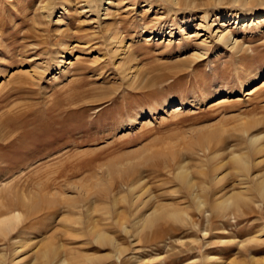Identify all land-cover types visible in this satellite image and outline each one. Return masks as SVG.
I'll return each mask as SVG.
<instances>
[{
    "label": "rangeland",
    "instance_id": "rangeland-1",
    "mask_svg": "<svg viewBox=\"0 0 264 264\" xmlns=\"http://www.w3.org/2000/svg\"><path fill=\"white\" fill-rule=\"evenodd\" d=\"M260 134L264 2L0 0V264H264Z\"/></svg>",
    "mask_w": 264,
    "mask_h": 264
},
{
    "label": "bare ground",
    "instance_id": "bare-ground-1",
    "mask_svg": "<svg viewBox=\"0 0 264 264\" xmlns=\"http://www.w3.org/2000/svg\"><path fill=\"white\" fill-rule=\"evenodd\" d=\"M177 1H179V0H177ZM234 1H236V2H238V3H242V4H244V5H251V4H254V3H259V2H264V0H234ZM108 18V17H107ZM253 21H254V19H253ZM250 22H252V20L250 21ZM225 29L226 28H224V31H225ZM224 31H223V29L221 30V31H219L220 32V38L222 37V38H224ZM40 76H41V74H40ZM38 77V76H37ZM177 111V110H176ZM253 125V124H252ZM263 135H255V136H252V138L250 139V145H251V148H252V150H253V153L255 154V155H259L260 153H262L263 151H264V143L262 142V139H263ZM249 146V145H248ZM207 149H208V147H207ZM222 150V149H221ZM204 151V150H203ZM242 153V152H241ZM240 152H231V159L230 160H232V159H235L237 162H240L241 163V166H242V169H243V171H244V175L246 174L247 176H249V174H250V170H252V169H250L249 168V164H251V163H249L248 164V157H247V159H245L246 157L245 156H248V155H245V154H241ZM222 154V152L220 151V150H216V151H214V152H212L210 155H211V157L210 158H213V159H215L216 157H218V156H220ZM247 154H249V152L247 153ZM250 156V155H249ZM229 158H230V156H229ZM254 159V158H253ZM247 160V161H246ZM250 160V159H249ZM263 161H256V163H255V166H253L252 165V167L251 168H254V167H259V165H262L261 163H262ZM179 163V162H178ZM226 164V162L225 163H222V164H220V165H218V166H215V167H213L212 168V171H210V172H212L211 173V175L213 176V181H211L210 183H214V184H216V185H218V184H220L221 182H222V180H223V178H225V176L223 177L220 173H218V171L222 168V166H224ZM238 165V164H237ZM240 165V164H239ZM177 167H178V165H177ZM239 167V166H238ZM237 167V168H238ZM187 167H186V163H184V162H180L179 163V171H178V173H180L181 175L182 174H184V173H186L187 172ZM238 171H239V169H237ZM228 171V170H227ZM208 173V172H207ZM189 174V173H188ZM186 175V178L187 177H189V175ZM180 175V176H181ZM177 176H179V174L177 175ZM183 176V175H182ZM181 176V177H182ZM209 176H210V174H209ZM254 177H255V175H254ZM184 178V177H183ZM257 178V179H256ZM255 179H256V182H255V185H256V187H254V190L256 189V190H258V192H259V194H260V196L264 199V174L263 175H261V176H259L258 175V177H256ZM182 178H180V180H181ZM145 180V179H144ZM183 180L184 179H182V183H184L183 182ZM187 180V179H186ZM189 180H190V178H189ZM190 181H192V180H190ZM139 182H141V181H139ZM186 183H187V181H186ZM142 184V182L141 183H136L135 184V186L134 187H132L131 188V190L132 191H134V190H136L140 185ZM194 184V183H193ZM184 185H185V183H184ZM246 186V187H245ZM244 187H243V189L245 188V190H246V188H252L253 187V183L251 184V183H249V184H247V185H245ZM186 187H189V186H186ZM216 187V186H215ZM191 188V187H190ZM190 188H188L187 190L189 191V189ZM137 191V190H136ZM138 192V191H137ZM240 192V193H239ZM238 193L239 194H241V195H238L239 197H237V195L236 196H234V195H232V194H230V195H228V194H224V195H222L221 197H219V198H217L216 199V201L214 202V203H216L215 205H216V207L217 208H220V209H222V208H227V205L228 204H230V203H232L233 201H235V200H238V198H242L243 199V196H244V194L243 193H241L242 192V190L241 191H239ZM135 193V192H134ZM144 193V192H143ZM235 193H237V192H235ZM143 195L142 193H138V194H134V197H133V203L134 204H138L139 202H140V199L142 198L141 197V195ZM194 194V193H193ZM193 196V195H192ZM196 196V195H195ZM241 196V197H240ZM207 197V196H206ZM234 197V198H233ZM237 197V198H236ZM150 198V197H149ZM197 198V197H196ZM203 198V197H202ZM205 199V198H204ZM206 200V199H205ZM143 201H145V200H143ZM142 200H141V203L143 202ZM147 201V200H146ZM145 201V202H146ZM196 201H198V200H196ZM238 201H240L241 202V199H239ZM209 202V201H208ZM207 202V203H208ZM213 202V201H212ZM234 203H236V202H234ZM237 203H239V202H237ZM133 204V205H134ZM143 204H146V203H143ZM142 204V205H143ZM208 205H210L209 203H208ZM135 206V205H134ZM137 206V205H136ZM204 206H206V203H204V202H199V207H204ZM214 206V205H213ZM225 206V207H224ZM142 207V206H141ZM144 207V206H143ZM215 208V207H214ZM138 209H139V207H138ZM165 210V209H164ZM163 210V211H164ZM174 211H176V210H174ZM207 213V212H206ZM169 214V213H168ZM183 214V213H182ZM22 213H20V212H15L14 214H11V215H9V216H3L1 219H0V227H6L8 224H10V223H12V222H15V221H17V222H19L20 221V219L22 218ZM24 215V214H23ZM208 216L210 215V213H209V211H208V214H207ZM177 216V215H176ZM169 218V217H168ZM22 220V219H21ZM118 221V220H117ZM143 221V220H142ZM16 222V223H17ZM144 223V222H143ZM147 225V224H146ZM148 225H150V224H148ZM151 226V225H150ZM141 227V226H140ZM139 228V227H138ZM138 233V232H137ZM99 237H101V239H102V241H104L105 243H108V241H110L109 239H108V237H106V235H105V233L104 234H101V235H99ZM118 253L119 254H122L123 255V252H122V250H120V249H118ZM263 260V259H262ZM260 262V261H259ZM258 262V263H259ZM263 262V261H262ZM261 262V263H262ZM257 263V262H256ZM264 263V262H263Z\"/></svg>",
    "mask_w": 264,
    "mask_h": 264
}]
</instances>
